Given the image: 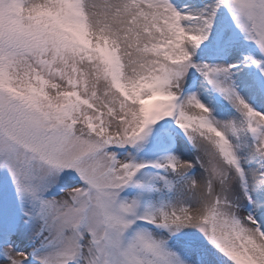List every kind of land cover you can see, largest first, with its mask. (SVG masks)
Listing matches in <instances>:
<instances>
[{"label": "snow or ice", "instance_id": "obj_1", "mask_svg": "<svg viewBox=\"0 0 264 264\" xmlns=\"http://www.w3.org/2000/svg\"><path fill=\"white\" fill-rule=\"evenodd\" d=\"M0 264H264V0H0Z\"/></svg>", "mask_w": 264, "mask_h": 264}]
</instances>
